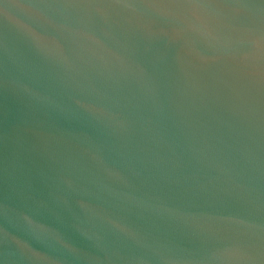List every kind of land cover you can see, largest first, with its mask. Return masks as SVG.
<instances>
[{"label":"water","instance_id":"1","mask_svg":"<svg viewBox=\"0 0 264 264\" xmlns=\"http://www.w3.org/2000/svg\"><path fill=\"white\" fill-rule=\"evenodd\" d=\"M0 264H264V0H0Z\"/></svg>","mask_w":264,"mask_h":264}]
</instances>
